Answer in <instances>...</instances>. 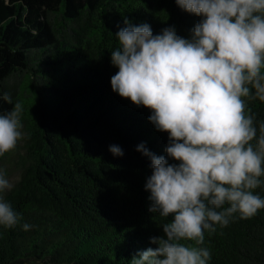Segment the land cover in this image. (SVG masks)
<instances>
[{"label":"trees","instance_id":"trees-1","mask_svg":"<svg viewBox=\"0 0 264 264\" xmlns=\"http://www.w3.org/2000/svg\"><path fill=\"white\" fill-rule=\"evenodd\" d=\"M124 18L154 34L175 25L184 37L200 20L176 0H0V91L22 104L25 133L0 156L18 172L2 195L20 213L16 225L0 226V264H128L170 222L149 211L151 161L136 150L146 142L165 155L168 133L110 83ZM242 99L259 137L264 101ZM12 107L0 100V113ZM253 191L264 197V184ZM215 227L202 245L181 242L206 247L209 264H264V209Z\"/></svg>","mask_w":264,"mask_h":264},{"label":"clouds","instance_id":"clouds-1","mask_svg":"<svg viewBox=\"0 0 264 264\" xmlns=\"http://www.w3.org/2000/svg\"><path fill=\"white\" fill-rule=\"evenodd\" d=\"M176 4L200 17L188 37L178 35L175 25L154 34L149 23L124 18L115 33L120 47L111 51L118 68L112 90L149 108L154 128L168 133L165 155L151 152L146 142L136 150L151 161L144 185L149 211L171 214V220L161 235L149 238L156 247L139 250L128 264H209L206 247L181 241L202 245L205 230L227 226L237 212L248 218L264 209V197L253 191L264 184V123L257 137L254 116L246 114L242 99L254 95L264 101V0ZM0 100L13 105L0 113L2 156L25 133L22 104L8 91H0ZM109 151L124 155L118 144ZM12 187L0 169V226L12 227L20 218L2 195Z\"/></svg>","mask_w":264,"mask_h":264},{"label":"rangeland","instance_id":"rangeland-1","mask_svg":"<svg viewBox=\"0 0 264 264\" xmlns=\"http://www.w3.org/2000/svg\"><path fill=\"white\" fill-rule=\"evenodd\" d=\"M0 169L5 170L7 177L11 180L12 183L16 179V177H18V172L11 165H6L0 162Z\"/></svg>","mask_w":264,"mask_h":264}]
</instances>
